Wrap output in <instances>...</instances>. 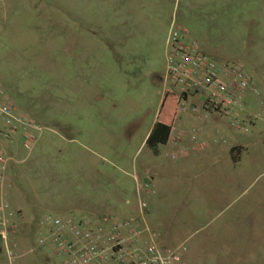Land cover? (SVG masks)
Listing matches in <instances>:
<instances>
[{
    "label": "rangeland",
    "instance_id": "1",
    "mask_svg": "<svg viewBox=\"0 0 264 264\" xmlns=\"http://www.w3.org/2000/svg\"><path fill=\"white\" fill-rule=\"evenodd\" d=\"M109 1L0 0V86L10 104L43 129L31 152L23 149L19 134L0 138L1 150L15 161L9 201L22 210L27 225L10 241L18 257L11 261L1 247L0 264H61L48 251L31 252L38 220L46 214H96V203L115 184L130 185L126 173L133 166L154 168V199L169 206L177 235L189 238L187 256L201 255L209 264L263 263L264 234L255 235L258 243L245 241L256 249L223 250L214 243L239 206L263 195L264 176L253 185L264 173V144H254L257 130L250 137L237 135L253 144L242 155L239 191L217 203L224 187H206L207 201L196 204L204 193L195 191L201 170L192 163L214 158L207 151L190 152L174 163L161 147H156L161 158L146 142L141 148L165 97V42L144 31L157 23L158 12L135 0L127 1V10H116ZM173 2L178 20L187 23L205 54L237 66L264 103V0ZM257 126L264 134L263 123ZM35 210L41 216L36 220Z\"/></svg>",
    "mask_w": 264,
    "mask_h": 264
},
{
    "label": "built area",
    "instance_id": "2",
    "mask_svg": "<svg viewBox=\"0 0 264 264\" xmlns=\"http://www.w3.org/2000/svg\"><path fill=\"white\" fill-rule=\"evenodd\" d=\"M166 69L163 76L165 94L179 99L178 112L215 114L228 118L234 131L250 134L257 122L264 125V103L255 85L235 65H223L205 54L197 41L173 24L167 38ZM254 96L258 110L248 112V97ZM197 100L202 108L191 106ZM0 120L4 129L0 138L10 140L20 135L22 147L31 152L43 129L8 102L0 86ZM14 158L0 148V248L12 261L18 257L11 238L22 229L23 214L11 207L8 193L13 188L8 174ZM151 189L149 182L136 180L140 210L148 205L142 195ZM39 238L32 253L48 251L61 264H184L185 248L158 249L144 243V231L134 219L116 221L97 214L69 213L64 217L46 214L38 220Z\"/></svg>",
    "mask_w": 264,
    "mask_h": 264
},
{
    "label": "crops",
    "instance_id": "3",
    "mask_svg": "<svg viewBox=\"0 0 264 264\" xmlns=\"http://www.w3.org/2000/svg\"><path fill=\"white\" fill-rule=\"evenodd\" d=\"M127 1L132 2L133 0H110V8L116 10L128 9ZM142 9L148 11L158 12L159 20L155 25H147L145 32L150 38L158 36L163 42H165L167 52V38L174 24L178 30L186 31L189 39L194 40L189 34L186 27V22L178 20L176 15V5L173 0H135ZM196 41V40H194ZM163 76H161V83L163 84ZM164 87V86H163ZM164 93V90H163ZM165 94V93H164ZM163 94V96H164ZM163 99V98H162ZM162 101V100H161ZM248 112L255 113L258 110L256 98L254 96L248 97ZM189 108L195 106L202 108L197 100L188 101ZM157 119H155L149 128L145 139L142 143L141 148L147 141L151 134ZM231 121L228 118L221 117L215 114L205 115L204 113L193 114L190 111L186 113H177L173 124V131L168 143L164 146H158L163 148L162 152L166 160L172 159L174 163L184 161L189 157V153H197L207 151L208 157H213L210 161H201L192 163L194 168L201 170L194 177L196 180L197 189L195 191L204 193L197 198L195 202L205 203L208 199L206 192L209 190L206 187H220L225 190V193L221 194L218 198L217 203H221L227 198H230L231 192L235 193L239 191V187L244 183L243 176L239 175V171L243 164L241 162L242 155L247 151V148L252 144L250 141H243L237 137L239 133L234 131L230 126ZM258 122L255 124L253 132L257 130L256 140L254 144H264V134L262 128L258 129ZM264 130V125H263ZM251 134H244L246 136H252ZM223 145L222 146L219 145ZM237 152L234 153V151ZM154 155H158L161 158V151L156 148L153 152ZM205 162V163H204ZM150 163V162H149ZM148 164V163H147ZM11 167V166H10ZM152 166H143L141 170H138L136 166H133L132 172H127L126 176L130 180V185L121 186L120 183L115 184L110 191L111 195L101 197L96 203V214L101 216H107L116 221H124L128 219H134L139 223L140 228L144 231L142 240L144 243H153L158 249H179L185 248L183 254L184 264H209L208 261L204 260L203 256L198 257L187 256V244L188 239L186 236L177 235L179 227H176L171 219L170 208L164 203H158L154 199L156 195L155 178L157 174L153 171ZM213 170V172H210ZM211 174V177L200 179V176H207ZM261 176H258L253 180V185L261 181ZM9 181L12 183V176L10 175V168L8 174ZM199 178V179H198ZM136 180L142 182H149L151 189L145 191L142 195L144 202L147 203L149 210L142 212L139 207L137 194H136ZM13 188L8 193V201ZM263 195H257L250 202L251 205L243 204L239 206L237 211L231 216L234 220L226 221L223 226V236L217 238L216 246L219 249H256V245H246L247 239L253 240V243H258L255 235L264 234V189ZM10 194V195H9ZM238 196L236 201L239 199ZM210 201V200H209ZM235 202V201H234ZM233 202V203H234ZM11 207L15 210L20 211L23 216L22 210L14 206L9 201ZM232 204V203H231ZM210 206V204L208 205ZM195 215L197 213L192 211ZM33 218L39 219L41 216L37 210L31 212ZM63 213V212H61ZM193 215L192 213H189ZM195 218V217H193ZM21 232L26 231L27 225L25 219L22 221ZM28 233V232H27ZM11 238V240H13ZM224 239L231 240L225 242ZM222 241V242H221ZM243 243V244H242ZM205 246H201L203 249ZM260 247V246H259ZM258 247V248H259ZM200 249V246L199 248ZM252 264V263H247ZM261 264H264L261 263Z\"/></svg>",
    "mask_w": 264,
    "mask_h": 264
},
{
    "label": "trees",
    "instance_id": "4",
    "mask_svg": "<svg viewBox=\"0 0 264 264\" xmlns=\"http://www.w3.org/2000/svg\"><path fill=\"white\" fill-rule=\"evenodd\" d=\"M178 108L179 99L172 94H165L156 124L146 141L147 146L155 149L168 143L173 131V124L178 113Z\"/></svg>",
    "mask_w": 264,
    "mask_h": 264
}]
</instances>
